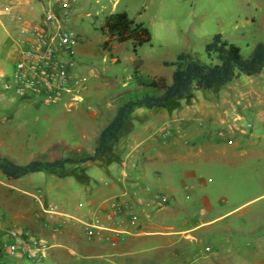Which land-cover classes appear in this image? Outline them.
Masks as SVG:
<instances>
[{"label":"rangeland","instance_id":"1","mask_svg":"<svg viewBox=\"0 0 264 264\" xmlns=\"http://www.w3.org/2000/svg\"><path fill=\"white\" fill-rule=\"evenodd\" d=\"M40 1L44 0L0 3L14 5L8 15L15 14L18 23V14L39 16ZM123 11L151 34L150 42L136 54L130 42L119 44L99 31L106 16ZM8 15H0V152L21 164L92 153L99 132L127 96L146 93L138 90L133 74L136 61L142 81H170L173 67L164 62L173 61L180 52L204 61V45L215 34L238 46L244 58L264 41V0H77L69 17L79 41L72 80L82 81L87 88L76 100L71 94L61 103L47 104L3 88L13 74ZM139 153L154 161L144 165L145 180L138 190L146 193L155 209L170 203L171 224L189 229L197 239L191 242L175 236L178 245L166 250V257L155 254L158 243L150 240L142 244V256H156L158 264H264V67L259 74L241 75L212 90H191L164 109L136 108L112 153L100 162L17 180L0 173V246L12 229L42 242L38 230L58 234L62 227L50 222L53 217L62 209L82 208L86 202L83 187L112 186V179L117 178L112 174L127 169L129 160ZM152 166L161 173L156 175ZM135 171L139 175L142 169ZM168 187L174 197L162 203L157 196L170 197ZM132 196L138 198L137 189ZM50 207L55 213H48ZM114 207L119 211L106 222L109 228L117 217L130 221L135 216V225L141 218L120 201L94 216L103 217ZM93 217L84 225L85 235ZM44 243V256L34 260L3 256L1 262L50 264L49 245Z\"/></svg>","mask_w":264,"mask_h":264},{"label":"trees","instance_id":"2","mask_svg":"<svg viewBox=\"0 0 264 264\" xmlns=\"http://www.w3.org/2000/svg\"><path fill=\"white\" fill-rule=\"evenodd\" d=\"M99 31L103 36L114 39L119 44L130 42L134 54L151 39L149 29L143 23L130 18L125 11L106 16L99 26ZM103 47H108V41L103 43ZM203 51L204 61L196 60L187 52H180L173 61L164 62V65L173 67L170 81L164 78L142 81L137 76L139 61H136L133 74L138 82V90L146 93L132 98H129L130 95L127 96L99 132L92 153L68 154L52 160L33 159L21 164L0 152L1 175L6 179L17 180L35 173L63 171L70 165L100 162L112 153L124 124L136 108L164 109L171 102L185 98L191 90H212L241 75L249 77L259 74L264 67V41L257 43L250 56L244 58L238 46L221 34H215L204 45ZM149 90L156 93L150 94ZM3 258L0 255V264H11L1 262Z\"/></svg>","mask_w":264,"mask_h":264},{"label":"crops","instance_id":"3","mask_svg":"<svg viewBox=\"0 0 264 264\" xmlns=\"http://www.w3.org/2000/svg\"><path fill=\"white\" fill-rule=\"evenodd\" d=\"M13 15H8V22L14 37L18 24L14 21ZM14 59L13 45V61ZM151 160L154 161L147 160L139 153L129 160L127 169L120 171L119 174H112L117 177L112 179V186L107 189L101 186L83 187L81 193L86 198L84 206L70 211L62 209L50 221L62 227L58 234L38 230L39 238L49 245L47 261L50 264H158V257L141 255L142 244L150 240L157 242L158 245L154 248L155 254L166 257V250L178 245L179 239L175 236L191 242L197 241L190 235L189 229H176L171 224L170 218L174 214L168 207L170 203L155 209L152 203H148L146 193L141 189L138 190L145 180L144 165H151ZM132 161L136 162L135 165ZM135 169H142V172L137 175ZM155 169L156 175H159L161 171L157 166L153 167V170ZM126 178H132L133 182L127 181ZM136 189L138 198L132 196ZM168 190L170 191V187ZM169 195L172 200L174 195L171 191ZM113 201L123 202L129 206V211L137 215L140 213V220L136 225H132L128 218L117 217L115 223L110 224L112 228L109 232H105L103 239L89 240L85 235V223L90 222L95 214H103L107 211ZM175 206L177 207L178 204Z\"/></svg>","mask_w":264,"mask_h":264},{"label":"built area","instance_id":"4","mask_svg":"<svg viewBox=\"0 0 264 264\" xmlns=\"http://www.w3.org/2000/svg\"><path fill=\"white\" fill-rule=\"evenodd\" d=\"M40 2L42 10L36 18L17 15L16 34L12 37L15 47L12 80L11 83H5L3 88L18 96L41 98L47 104L61 103L71 94L76 100L87 88L82 81L73 83L72 80L79 41L77 33L69 24V17L77 0ZM14 9L10 3H0V15L12 14ZM74 84H77L76 88ZM157 198L162 203L170 201L166 195ZM118 211L119 208L114 207L103 217L94 216L87 225L86 235L101 239L105 231H110L107 223ZM48 213H55L53 207L48 209ZM129 220L130 224L135 225V216ZM46 249L44 242L36 238L27 239L19 230L12 229L0 246V255L34 260L44 256Z\"/></svg>","mask_w":264,"mask_h":264}]
</instances>
